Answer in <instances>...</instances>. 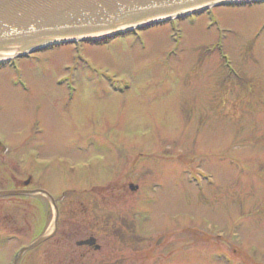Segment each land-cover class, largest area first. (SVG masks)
<instances>
[{"label":"rangeland","instance_id":"1","mask_svg":"<svg viewBox=\"0 0 264 264\" xmlns=\"http://www.w3.org/2000/svg\"><path fill=\"white\" fill-rule=\"evenodd\" d=\"M36 54L0 69V188L62 200L71 239L40 264L93 263L88 236L98 264H264V3Z\"/></svg>","mask_w":264,"mask_h":264},{"label":"water","instance_id":"2","mask_svg":"<svg viewBox=\"0 0 264 264\" xmlns=\"http://www.w3.org/2000/svg\"><path fill=\"white\" fill-rule=\"evenodd\" d=\"M264 0H0V64L56 46L77 42L99 43L135 30L147 29L173 19H185L219 6L263 3ZM29 180L24 182V186ZM136 186H130L136 190ZM42 193L53 207L54 218L38 239L20 250L23 253L54 236L58 210L53 197L44 191L6 190L0 198ZM90 237L78 246H93Z\"/></svg>","mask_w":264,"mask_h":264},{"label":"flooded vegetation","instance_id":"3","mask_svg":"<svg viewBox=\"0 0 264 264\" xmlns=\"http://www.w3.org/2000/svg\"><path fill=\"white\" fill-rule=\"evenodd\" d=\"M5 153L8 154V150L6 148V145L2 143V145H0V156L2 154L5 155ZM28 179H29V185L24 186V182ZM37 179L40 178H35L29 175L27 179L18 181L16 185L10 184L8 186L0 188V190H24V191L42 190L48 192L55 198V203L58 208L56 232L54 236L48 241L40 244L34 249L25 252L24 255H28V258L23 264H40L39 262H43L44 259H48L51 255L52 250L46 247L48 244L58 240L57 242L59 243L58 245L59 248H63L66 246L67 240L71 239V235H69L66 231V219H65L62 200H58L57 196L55 195L56 192L48 189L47 186L43 184L44 183L43 181H41V183L38 185L35 184V181H37ZM56 187L60 188V190L61 189L65 190L64 185H56ZM6 199H12L10 201L11 209L12 212H15L16 216H11V217L2 216L3 219L0 221V247H7L8 244L22 242V241L24 243L22 242V244H20L21 247L29 245L31 242H33L35 239H37L39 236H41L44 232L48 230V228L50 227L53 221V215H52L51 205L48 199L43 194L34 193L28 196L22 195V196H15ZM22 208L23 211L20 212V209ZM133 219H131L132 222H134ZM129 221L130 219H127L126 222L122 223L125 225L124 230L126 231L125 236L127 237V239L130 240L133 245H136L142 241L144 242L145 241L144 239H139V237L134 235L133 232V231L137 232L139 230L140 224L131 223ZM119 238L116 239L119 240ZM124 239L125 237L122 240ZM77 248L85 250L84 252L90 253L91 256H94L93 263L91 264H98L97 254L100 253L101 248H99L98 250H95L93 247L90 248L88 246H81ZM32 252H34V254H31ZM140 254H143V252H141ZM120 259L121 257H118L117 259H115V262H117ZM237 263L242 264V262L240 263L238 261Z\"/></svg>","mask_w":264,"mask_h":264}]
</instances>
